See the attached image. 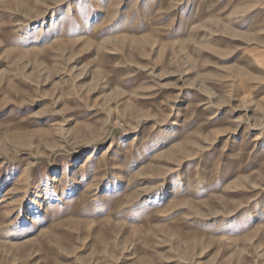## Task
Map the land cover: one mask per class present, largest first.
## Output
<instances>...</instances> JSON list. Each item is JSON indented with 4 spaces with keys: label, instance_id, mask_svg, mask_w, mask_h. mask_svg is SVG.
Wrapping results in <instances>:
<instances>
[{
    "label": "rangeland",
    "instance_id": "1",
    "mask_svg": "<svg viewBox=\"0 0 264 264\" xmlns=\"http://www.w3.org/2000/svg\"><path fill=\"white\" fill-rule=\"evenodd\" d=\"M0 264H264V0H0Z\"/></svg>",
    "mask_w": 264,
    "mask_h": 264
}]
</instances>
